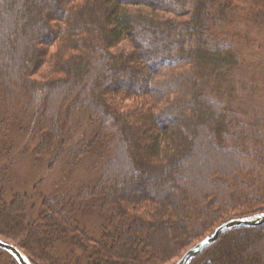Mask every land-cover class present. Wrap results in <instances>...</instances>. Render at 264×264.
Returning <instances> with one entry per match:
<instances>
[{"label":"trees","instance_id":"trees-1","mask_svg":"<svg viewBox=\"0 0 264 264\" xmlns=\"http://www.w3.org/2000/svg\"><path fill=\"white\" fill-rule=\"evenodd\" d=\"M253 4L264 19V0ZM238 9L230 0H0V138L33 124L32 159L65 174L30 198L8 186L22 161L0 167V238L33 264H176L218 216L216 228L264 213V116L219 93L240 58L235 37L218 30ZM125 42L133 49L117 50ZM174 63L192 69L157 81ZM91 153V183L76 185ZM219 156L232 161L223 179L237 178L227 187L217 171L218 186H199L194 173ZM95 210L99 227L86 218ZM192 264H264V226L234 228Z\"/></svg>","mask_w":264,"mask_h":264},{"label":"rangeland","instance_id":"rangeland-1","mask_svg":"<svg viewBox=\"0 0 264 264\" xmlns=\"http://www.w3.org/2000/svg\"><path fill=\"white\" fill-rule=\"evenodd\" d=\"M255 1L256 0H230V2L234 6L240 9H238V11L232 15L231 17L232 24L228 26L225 25L223 29H221L220 31L218 30L219 33L222 32L227 33V36H231L229 37L230 39L232 37H235V39L233 40H235L234 42L238 47L237 48L239 50L238 56L240 58L239 68L236 69L234 72H232L230 77L227 76L228 82H226V85L222 86L221 88L222 90L219 89V93L224 101H227L229 103H234L233 104L234 107L237 108L238 110L245 111L249 113L250 116L253 115L264 116V19L256 20L252 17V14L249 13L252 10H254L253 3ZM131 11L134 13L135 16L144 15L147 17L153 15V13H151V11L146 8H132ZM157 16L164 17L165 19H169V18L176 19V17L169 14H165V15L159 14ZM25 30H26L25 27H22V31L18 30L17 32L25 33L24 32ZM8 47L9 49L13 48L10 45ZM131 49H133V47H131V44L129 42H125L117 48V50L124 52H129ZM191 69H192L191 66H184L182 63H179V65L174 63L173 68H171L168 71L166 70L165 74L161 75L157 79V81H167L172 76L191 71ZM222 81L223 79H220V82L218 84H221ZM86 95L90 96V92H88V90L86 92ZM87 99L90 100V97H88ZM23 119H25V117H23ZM32 125L29 128H26L27 126L26 124L24 128H20V129L15 128L11 134L12 136H10L8 139H6L5 137L0 138V167L8 164L11 160L15 158L22 161L20 165L19 164L16 165L13 171L11 181H8L9 182L8 186L10 188V191L14 195L15 193H23L28 190L29 191L28 193H30L29 194L30 198L33 197L34 193L37 196L49 195L50 192L48 191V188L56 187L57 181H63L65 179V174L62 173L63 169H61L59 172L58 165L52 168L53 170H50L49 168L47 169L46 166L43 165L41 166L39 164H36L35 161L32 159V157L35 156L34 147L37 146L39 141L38 138L30 137L29 135L31 132L32 135H35V131H33ZM96 127L97 126L95 125H91L90 127H86L84 125V127L82 128V132L86 131L88 132V134H90L89 131L94 132L96 130ZM20 133L23 136L25 135L24 137L28 135V138L30 139H28L27 137L23 138V136L20 135ZM79 137L80 136H78L77 139ZM23 139L25 140L21 144V141ZM207 141H209V139H207ZM204 145L207 144L205 143ZM94 146L91 147L92 152L96 150L98 151L96 145ZM87 158L91 159L92 153L88 154L86 159ZM94 161L95 160L92 158L90 161L88 160L84 162L83 165L81 164L80 168L86 171H82L79 174L76 173L75 177L74 176L71 177V181L75 180L77 182L76 185H78L79 182H82L83 185L91 183V176L87 171L93 166L92 163ZM231 164L232 161L229 159V157L219 156L215 162L212 161L208 162L207 168H205L203 170V173L200 174L201 178L199 177V170H197V172L194 173V178H196L199 186H204L208 184L210 185L213 184V186H218L215 185L216 180H214V177H216L215 172L218 171V173L220 172L222 174V176H220L221 178L217 176L218 182L221 184L223 183L228 187V185H230L237 178V175H234L235 173L229 170L227 172V176L229 177V179L227 180L223 179L224 172L226 173V167L230 168ZM214 165H216V167H214ZM215 168L217 169L213 171ZM54 169L56 171H54ZM206 172H208V174L210 172L211 173L213 172V174H211L210 176H205ZM40 183L44 184V187H40L39 189L36 190L35 189L36 186ZM32 208L35 207L34 206L30 207L31 210H33ZM221 217L218 216V218L215 219L217 223L215 225V228H213L212 230L209 229L208 230L209 232L203 231V233L205 234H203L201 238H199L197 243L202 241L207 236H210L217 229L216 226L223 223V221L220 219ZM86 218L90 220L93 226L95 227L100 226L99 211L95 210L94 212L87 213ZM93 231L95 230L93 229ZM226 234H224L220 238V240ZM1 239L9 243H12V241L8 239L2 237ZM217 243H215L207 250L212 249L214 246H216ZM253 243L251 242L250 245ZM196 244H194L193 246H195ZM230 245H232L233 247L236 244H233L231 241L229 242V246ZM245 246H247V244ZM206 251H204L203 253H205ZM235 253H237V250L235 251ZM9 260L10 259L8 258V254L0 250V264H9Z\"/></svg>","mask_w":264,"mask_h":264},{"label":"water","instance_id":"water-1","mask_svg":"<svg viewBox=\"0 0 264 264\" xmlns=\"http://www.w3.org/2000/svg\"><path fill=\"white\" fill-rule=\"evenodd\" d=\"M264 226V214L232 219L219 226L210 236H207L202 241L191 247L178 261L176 264H192V262L203 254L208 248L217 243L220 238L233 230L234 228H258ZM0 250L11 255L18 264H33L27 255L12 243H9L0 238Z\"/></svg>","mask_w":264,"mask_h":264}]
</instances>
